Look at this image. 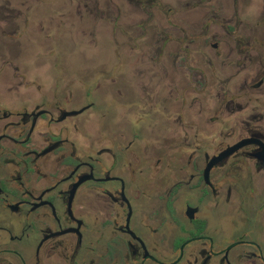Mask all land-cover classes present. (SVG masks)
Returning <instances> with one entry per match:
<instances>
[{
	"label": "flooded vegetation",
	"instance_id": "obj_1",
	"mask_svg": "<svg viewBox=\"0 0 264 264\" xmlns=\"http://www.w3.org/2000/svg\"><path fill=\"white\" fill-rule=\"evenodd\" d=\"M70 1L0 0V264H264V0Z\"/></svg>",
	"mask_w": 264,
	"mask_h": 264
},
{
	"label": "rangeland",
	"instance_id": "obj_2",
	"mask_svg": "<svg viewBox=\"0 0 264 264\" xmlns=\"http://www.w3.org/2000/svg\"><path fill=\"white\" fill-rule=\"evenodd\" d=\"M29 4L32 6V8L38 11H43V13H39L42 15V21L44 22L43 30L38 32V26L39 23L35 22L38 21V18L33 17L32 18V31L35 30L36 33H32V36H36L35 40L40 38H47L42 40H47L45 47L42 49L36 48L35 45L31 48V53L36 52H44V53H52V52H60L58 49V44L56 41L57 37H63L64 38V51L68 53H80L87 51L80 50L79 45L82 38H86L88 35L86 32H88L89 27L87 24L78 21V19H73L72 17L67 18H59V20H56L57 12L59 11H65L66 8H68L72 2L70 0H28ZM129 5H134L131 3H128ZM44 6V8L39 9V6ZM66 13V12H65ZM63 14V13H62ZM11 24V23H10ZM9 25L8 23L1 22L0 26H6ZM102 38L106 37L107 39L99 45V50L96 48V50H93V52H96L97 55H100L102 57H106L110 51L114 52V46L110 45L109 38L110 36L108 34L101 35ZM39 38V39H40ZM80 38V39H79ZM84 40V39H83ZM124 40V38L122 39ZM79 44V45H78ZM130 48V47H128ZM154 52V51H153ZM88 53H91L88 51ZM50 68V67H48ZM97 95L103 97L104 92L103 89L97 92ZM103 98H100L102 100Z\"/></svg>",
	"mask_w": 264,
	"mask_h": 264
}]
</instances>
